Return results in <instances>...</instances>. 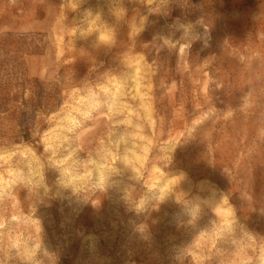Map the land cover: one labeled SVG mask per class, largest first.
Wrapping results in <instances>:
<instances>
[{
	"label": "rangeland",
	"instance_id": "obj_1",
	"mask_svg": "<svg viewBox=\"0 0 264 264\" xmlns=\"http://www.w3.org/2000/svg\"><path fill=\"white\" fill-rule=\"evenodd\" d=\"M0 264H264V0H0Z\"/></svg>",
	"mask_w": 264,
	"mask_h": 264
}]
</instances>
